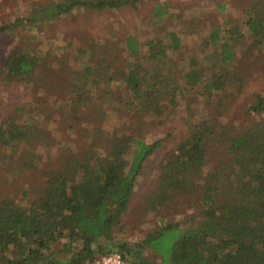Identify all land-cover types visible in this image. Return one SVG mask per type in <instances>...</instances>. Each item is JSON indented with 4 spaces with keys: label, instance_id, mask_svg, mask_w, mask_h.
I'll return each instance as SVG.
<instances>
[{
    "label": "trees",
    "instance_id": "1",
    "mask_svg": "<svg viewBox=\"0 0 264 264\" xmlns=\"http://www.w3.org/2000/svg\"><path fill=\"white\" fill-rule=\"evenodd\" d=\"M119 5L118 0H61L42 6L32 19L81 6ZM171 10L168 3H157L136 34L124 33L118 44L106 38L80 49L77 68L66 78L71 103L60 115L68 133L53 143L38 141L49 135L43 124L47 99L38 106L2 103L0 166L20 177L39 169L43 180L31 200L25 198L31 196L29 187L20 189L21 199L0 198V264H84L109 252H120L133 264H264V95L255 94L247 111L261 117L246 127L232 129L218 118L237 99L233 84L239 92L248 85L254 70L249 63H264V0H250L239 25L206 23L191 47L171 28L176 15ZM206 19L194 16L195 22ZM34 45L8 56L0 69L6 89L35 82L32 74L46 58ZM184 49H192L186 58L180 56ZM183 102L194 107L193 115L164 154L145 211L178 209L188 198L195 211L129 243L121 217L144 165L164 142L143 136L144 119L167 125L162 116ZM202 108L208 114L202 115ZM105 124L110 125L104 131ZM212 148L218 149L217 158L210 156ZM148 247L160 261L147 257Z\"/></svg>",
    "mask_w": 264,
    "mask_h": 264
},
{
    "label": "rangeland",
    "instance_id": "2",
    "mask_svg": "<svg viewBox=\"0 0 264 264\" xmlns=\"http://www.w3.org/2000/svg\"><path fill=\"white\" fill-rule=\"evenodd\" d=\"M60 1L0 0V29H3L0 31V69L5 65L8 56L16 49L28 45L35 47L34 43L36 42L37 49L46 58L41 63V69L32 74L35 81L32 85L25 88L22 84H16V87L15 84H12L6 89L0 82V106L3 105L2 103H5V106L10 103L17 106L21 103L30 102L38 106L47 99L45 104L49 107V111L46 113V120L43 124H45L44 127H48L49 135L43 140L38 139L40 142L45 140V144L51 141L53 143L59 136L68 133V124L60 116L71 103L69 93L65 90L66 78L72 68H77V59L81 56L80 49L82 47L85 51L88 48L85 47L87 44L92 42L101 44L106 42V38H114L115 43L118 44L119 37L124 33L136 34L138 28L142 27L154 12L156 4L164 2L168 3L169 7L172 8L171 11L176 13L172 19L171 28L181 33L186 41L184 46L191 47V38L208 22L221 24L229 22L232 25H239L242 10L250 2V0H137L136 2L118 0L120 5L117 8L98 10L92 6H81L62 15L32 19V16L42 6H53ZM198 14L199 16L201 14L206 15V22L203 20L195 22L194 16L197 17ZM142 31L143 29L140 30L141 37L145 39L148 33L143 34ZM200 36L201 38L204 37L203 34ZM191 50L184 49V53L180 52V56L186 58ZM145 59L146 49H143L142 60ZM249 64V67L254 68V70L248 85L239 92L238 83L233 84L234 90L238 92L237 99L230 106L228 113L218 116L232 129L243 125L246 127L251 121L261 117V114H249L247 110L255 100V94L264 95V63L257 67L252 63ZM56 76L59 77L53 81ZM232 77L231 75L229 79ZM189 94L188 91H185L186 96ZM121 101L123 102V100ZM213 105L215 104L213 103ZM193 108L192 105L183 102V105L178 108L179 110L163 115L167 125H156L150 120L144 119L147 127L144 129L143 136L150 141L162 137L164 142L162 147L144 165L128 209L121 217V225L124 227V240L129 243L141 241L148 233L154 232L170 222L184 221L191 217L195 211L191 198H188L186 203L184 202L178 209L160 207L156 210L148 209L145 211V208L148 207L147 194L152 181L158 175V167L165 163L163 156L184 134L185 119L187 116L193 115ZM201 114H208L207 110L202 108ZM11 115L18 118L20 113L13 109ZM0 116H2L1 109ZM127 121L129 120L127 119ZM110 124L103 126L104 131ZM44 148V153L49 152L48 146L44 145ZM210 156L217 158L219 156L218 149L212 148ZM223 157L227 160L229 155L224 153ZM18 158L16 154L11 155L13 163H16ZM43 166L46 168L47 160L43 162ZM42 180L39 169H33L20 177L7 172L4 167L0 166V198L18 197L21 199L24 195L23 190L20 189L29 187L31 196L25 198L31 200L34 194L38 193L39 184L36 183ZM145 250L150 260L160 261V255L154 253L151 248L148 247Z\"/></svg>",
    "mask_w": 264,
    "mask_h": 264
},
{
    "label": "built area",
    "instance_id": "3",
    "mask_svg": "<svg viewBox=\"0 0 264 264\" xmlns=\"http://www.w3.org/2000/svg\"><path fill=\"white\" fill-rule=\"evenodd\" d=\"M84 264H133V262L125 259L120 252H109Z\"/></svg>",
    "mask_w": 264,
    "mask_h": 264
}]
</instances>
